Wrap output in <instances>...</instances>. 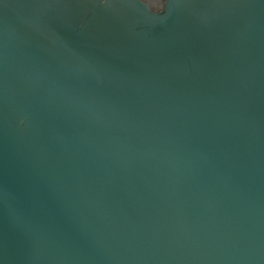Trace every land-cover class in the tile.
Masks as SVG:
<instances>
[{
  "label": "water",
  "instance_id": "1",
  "mask_svg": "<svg viewBox=\"0 0 264 264\" xmlns=\"http://www.w3.org/2000/svg\"><path fill=\"white\" fill-rule=\"evenodd\" d=\"M0 264H264V0H0Z\"/></svg>",
  "mask_w": 264,
  "mask_h": 264
},
{
  "label": "flooded vegetation",
  "instance_id": "2",
  "mask_svg": "<svg viewBox=\"0 0 264 264\" xmlns=\"http://www.w3.org/2000/svg\"><path fill=\"white\" fill-rule=\"evenodd\" d=\"M147 1L152 9H155L156 11L162 10V6L165 0H145Z\"/></svg>",
  "mask_w": 264,
  "mask_h": 264
}]
</instances>
